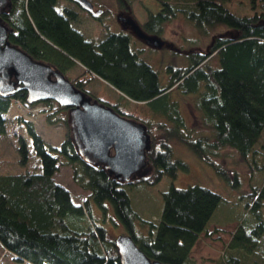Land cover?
<instances>
[{"label": "trees", "instance_id": "trees-1", "mask_svg": "<svg viewBox=\"0 0 264 264\" xmlns=\"http://www.w3.org/2000/svg\"><path fill=\"white\" fill-rule=\"evenodd\" d=\"M128 1L117 3L128 9ZM158 2L162 9L150 12L144 25L150 34L161 36L164 24L177 15L206 34L216 27H224L230 34L214 37L206 53L189 52L186 66H168L167 82L144 51L135 47L132 31L84 32L83 16L104 24L105 9L94 16L70 0H9L1 16L10 42L64 74L93 100L146 126L151 135L148 160L153 168L149 176L118 180L107 167L79 150L70 117L62 119L67 130L60 148L48 145L33 122L20 117L32 143L21 136L18 150L23 163H31L30 170L25 169L27 164L0 169V244L14 255L13 260L121 264L108 228L110 220L115 228L123 227L154 262L199 264L192 258V249L202 234L213 235L211 220L223 200L221 195L200 185H172L163 193L162 213L153 218L134 207L128 189L152 185L166 174L175 178L179 170L188 169L184 160L174 157L172 139L193 148L222 174L211 158L222 148H233L245 162L253 160L254 164L258 155L264 157V0ZM99 82L111 86L117 99L109 101L90 91ZM18 89L16 84L8 95H0V141L8 134L6 114L13 101L28 108L37 105L27 100L25 90ZM175 91L195 97L193 107L209 135L187 129ZM158 131L161 136L156 140L153 134ZM60 164L71 166L74 182L88 192L84 204L76 203L73 192L56 180ZM261 168L264 170V163ZM252 189L248 210L253 216L236 219L231 240L215 264H264V175Z\"/></svg>", "mask_w": 264, "mask_h": 264}, {"label": "rangeland", "instance_id": "rangeland-1", "mask_svg": "<svg viewBox=\"0 0 264 264\" xmlns=\"http://www.w3.org/2000/svg\"><path fill=\"white\" fill-rule=\"evenodd\" d=\"M91 1L96 9H105L107 14L103 18L104 24L93 22L90 18L87 19L83 16L85 21L83 29L86 34L96 35L101 30L102 32L120 30L131 32V29L120 21V16H128L144 25L150 12L157 13L162 9L158 0H130L127 3L128 9L120 8L117 0ZM238 11L242 13L240 7H238ZM131 33L133 34V32ZM226 35L230 34L224 27H216L206 34L184 16L177 15L163 26V34L159 36L164 41L163 46L157 47L153 44H146L136 36L133 39L135 47L137 46V48L144 51L146 59L160 73L161 79L167 82L169 78L168 66H186L189 52L206 53L214 37ZM76 73L74 71L72 75L75 76ZM89 89L95 95L100 94L109 101L117 99L116 91L106 83H94ZM173 93H176L174 96L179 102L182 115L185 117L187 129H191L197 135H209L210 130L202 125L199 113L193 107L195 97L179 94L176 91ZM132 108L136 107L133 106ZM51 116L53 121L50 120ZM6 117L9 120L8 134L0 141V169L3 171L9 168L23 167L25 159L18 150L21 136L26 138L30 144L32 143L28 127L20 121V117L31 120L37 132L48 145L60 148L65 141L67 130V125L62 119H68L70 111L65 109L58 110L55 102L47 106L40 102L34 107L28 108L22 102L13 101ZM153 136L156 140H159L161 131H158V134H153ZM171 146L174 151V157L184 160L188 164V169L179 170L175 178L166 174L161 181L152 185L146 184L128 189L132 203L142 215L158 217L163 209V193L172 185L179 188L200 185L220 194L223 200L211 220L213 224L210 227V231H214L213 235L207 236L203 234L192 253V258L199 264H215L223 255L227 244L231 240V235L238 223L236 219L245 214L253 216L251 211L248 210V203L250 202L253 186L260 185L262 182L264 170L261 167L264 163V157L258 155L256 165L253 160L245 162L235 149L230 147L222 148L216 156L211 155L213 162L224 171L222 174L214 166L201 159L193 148L180 143L179 140L172 139ZM25 163L27 164H24L26 165L25 169L30 170L31 163L28 164V161ZM33 166H35V163H33ZM152 172L153 168L148 162L144 170L135 177L149 176ZM56 180L73 192L76 203L84 204V197L89 194L80 189L74 182L71 166L60 164ZM95 213L103 221V216L97 207H95ZM107 219L109 220L108 217ZM107 224H109L108 228L111 236L115 239L121 234H125L123 227L118 226V228H115L110 220ZM13 257L14 255L5 251L0 244V264H30L28 262L20 263L18 260H13Z\"/></svg>", "mask_w": 264, "mask_h": 264}, {"label": "water", "instance_id": "water-1", "mask_svg": "<svg viewBox=\"0 0 264 264\" xmlns=\"http://www.w3.org/2000/svg\"><path fill=\"white\" fill-rule=\"evenodd\" d=\"M70 1L94 16L103 13V10L96 11L90 0ZM8 6L9 0H0V95H8L17 84L18 90L27 92L30 103L55 101L69 108L74 139L81 152L107 167L118 180L129 182L140 174L149 162L151 147L146 126L102 102L92 101L89 94L78 90L64 74L12 44L1 16ZM121 19L148 44L164 45L159 36L145 33L133 18L121 16ZM12 77L16 83H12ZM115 243L121 264H165L152 261L128 234H121Z\"/></svg>", "mask_w": 264, "mask_h": 264}, {"label": "flooded vegetation", "instance_id": "flooded-vegetation-1", "mask_svg": "<svg viewBox=\"0 0 264 264\" xmlns=\"http://www.w3.org/2000/svg\"><path fill=\"white\" fill-rule=\"evenodd\" d=\"M94 7H95V5H94ZM95 9H96V7H95ZM96 10H99V9H96ZM127 17H128V16H127ZM121 21H122V19H121ZM122 22H123V21H122ZM145 23H146V22H145ZM123 24H124V22H123ZM138 24L142 27V29L144 30L145 33H147L148 35H153V34H150V33L146 32V30H145V28H144V25H145V24H144V25L141 24V23H138ZM124 25H125V24H124ZM133 34H134V32H133ZM134 35H135L136 37H138L136 34H134ZM141 40H142L143 42H145L146 44H148L146 40H144V39H142V38H141Z\"/></svg>", "mask_w": 264, "mask_h": 264}, {"label": "crops", "instance_id": "crops-1", "mask_svg": "<svg viewBox=\"0 0 264 264\" xmlns=\"http://www.w3.org/2000/svg\"><path fill=\"white\" fill-rule=\"evenodd\" d=\"M203 235V234H202ZM201 235V236H202ZM201 236H200V238H201ZM200 238H199V240H200ZM199 240L196 242V244L199 242ZM196 244L194 245V247H193V249H192V253H193V251H194V248L196 247Z\"/></svg>", "mask_w": 264, "mask_h": 264}]
</instances>
